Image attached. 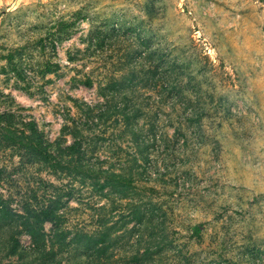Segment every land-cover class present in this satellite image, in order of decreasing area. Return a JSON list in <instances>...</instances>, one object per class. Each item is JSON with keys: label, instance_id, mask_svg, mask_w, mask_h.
I'll use <instances>...</instances> for the list:
<instances>
[{"label": "rangeland", "instance_id": "1", "mask_svg": "<svg viewBox=\"0 0 264 264\" xmlns=\"http://www.w3.org/2000/svg\"><path fill=\"white\" fill-rule=\"evenodd\" d=\"M0 201V264H264V0H0Z\"/></svg>", "mask_w": 264, "mask_h": 264}, {"label": "trees", "instance_id": "2", "mask_svg": "<svg viewBox=\"0 0 264 264\" xmlns=\"http://www.w3.org/2000/svg\"><path fill=\"white\" fill-rule=\"evenodd\" d=\"M1 129H3L1 127ZM7 133H9L13 139V142H17V141H21V138H25L26 141L29 143V145L35 150V152L41 156L42 158L47 159L48 157H50L48 150L46 149V147L43 144V140H42V134L41 132L35 127V125L33 124V127H30L29 131L30 134H24V132H22L24 135H26L25 137L22 136H18L17 134H15L12 130H8L5 129ZM112 178H116L115 175H109ZM2 205V202L0 201V206ZM25 228L27 229V232L31 235L32 239H35V233L31 228V224L29 222H25L24 224Z\"/></svg>", "mask_w": 264, "mask_h": 264}]
</instances>
